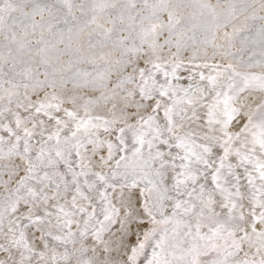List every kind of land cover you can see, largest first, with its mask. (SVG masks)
<instances>
[{
    "label": "snow or ice",
    "instance_id": "obj_1",
    "mask_svg": "<svg viewBox=\"0 0 264 264\" xmlns=\"http://www.w3.org/2000/svg\"><path fill=\"white\" fill-rule=\"evenodd\" d=\"M0 264H264V0H0Z\"/></svg>",
    "mask_w": 264,
    "mask_h": 264
}]
</instances>
